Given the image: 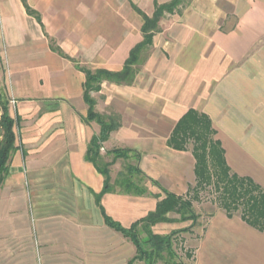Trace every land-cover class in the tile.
Instances as JSON below:
<instances>
[{"label": "crops", "instance_id": "1", "mask_svg": "<svg viewBox=\"0 0 264 264\" xmlns=\"http://www.w3.org/2000/svg\"><path fill=\"white\" fill-rule=\"evenodd\" d=\"M170 1L0 0V90L17 148L0 186V264H128L135 256L95 203L104 179L84 157L100 128L85 121L78 67L120 71L142 41L138 11L151 17L155 3ZM158 27L132 83L103 82L91 94L96 113L120 116L101 155L134 151L147 179L185 196L195 185L192 147L177 151L167 141L194 110L210 120L230 173L264 191V0H190ZM120 161L110 168L112 182ZM145 186L144 196L104 194L100 206L128 228L164 197L150 181ZM195 214L194 222L152 231L189 229L180 236L191 264H264V230L240 212Z\"/></svg>", "mask_w": 264, "mask_h": 264}, {"label": "trees", "instance_id": "2", "mask_svg": "<svg viewBox=\"0 0 264 264\" xmlns=\"http://www.w3.org/2000/svg\"><path fill=\"white\" fill-rule=\"evenodd\" d=\"M190 0H171L162 5L155 3L154 12L147 17L140 11L142 18V41L135 45L129 53L123 68L118 72L99 69L95 71L78 67L85 75L83 84V100L88 107L86 122H95L100 132L93 136L87 146L85 161L92 164L103 177V188L95 195V203L100 208L104 223L110 229L120 233L135 248V256L128 264L142 262L143 264H184L179 261L175 251L179 234L189 229H179L166 235L154 234L152 227L160 223H178L196 221L198 216L193 212V203H200L202 193L212 189L215 197L212 203L231 217L235 212L241 213V218L248 225L264 230V191L252 181L231 174L224 159L223 150L214 139L215 131L207 116L189 110L175 125L167 146L177 151H185L191 145L195 161V185L185 196H176L162 189L156 182L147 179L137 167L140 155L131 150L114 149L101 155L102 144L110 134L120 128V116L109 111L108 114H98L94 111L95 100L92 93L100 91L101 84L108 82L116 85H130L142 50L152 43L153 36L159 31V21L166 14L174 13L181 5ZM30 12V11H29ZM0 186L8 176L9 161L17 150L13 132L14 120L8 114V100L0 90ZM112 157L106 161L105 158ZM133 160L135 164H127L117 173L114 181L110 178V168L116 160ZM146 181L157 186L164 197L160 199L154 211L144 218L124 228L108 217L100 206L104 194L119 193L132 196L147 194ZM159 198V196H157ZM169 214L178 215V219L169 218ZM186 259H192V253L185 254ZM178 260V261H177Z\"/></svg>", "mask_w": 264, "mask_h": 264}, {"label": "rangeland", "instance_id": "3", "mask_svg": "<svg viewBox=\"0 0 264 264\" xmlns=\"http://www.w3.org/2000/svg\"><path fill=\"white\" fill-rule=\"evenodd\" d=\"M189 147H191V145ZM120 163H121V170H123L125 165L131 163V160H122V161H120ZM214 197H215V195L213 194L212 189H208L206 192H203L200 203H193V206H192L193 212L194 213L212 212L213 210L218 208L216 206V204L212 203V199ZM174 216L178 217V215H176V214H174ZM175 251H176V253L179 256V261L180 262H182L184 264H191V259L188 260L185 257V254L187 252H189L190 249L186 248V246L184 245V241L181 238L180 234H179V236L177 237V240H176ZM158 264H164V263L160 262Z\"/></svg>", "mask_w": 264, "mask_h": 264}]
</instances>
